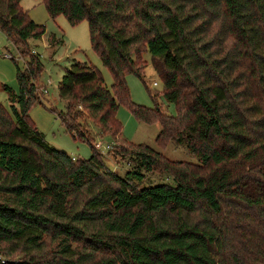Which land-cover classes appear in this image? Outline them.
Instances as JSON below:
<instances>
[{
  "label": "trees",
  "instance_id": "obj_1",
  "mask_svg": "<svg viewBox=\"0 0 264 264\" xmlns=\"http://www.w3.org/2000/svg\"><path fill=\"white\" fill-rule=\"evenodd\" d=\"M42 2L51 18L86 21L112 84L84 62L62 75L66 105L56 115L91 149L74 159L28 117L41 99V63L22 51L19 90L9 93V109L0 103V263L264 264V0ZM0 31L18 47L45 30L20 0H0ZM146 51L175 115L158 93H150L152 107L130 99L125 77L145 83ZM120 104L137 121L159 124L157 146L173 141L195 162L119 137ZM94 135L114 138L105 156L126 159L123 176L107 167ZM148 173L173 183L140 186Z\"/></svg>",
  "mask_w": 264,
  "mask_h": 264
},
{
  "label": "rangeland",
  "instance_id": "obj_2",
  "mask_svg": "<svg viewBox=\"0 0 264 264\" xmlns=\"http://www.w3.org/2000/svg\"><path fill=\"white\" fill-rule=\"evenodd\" d=\"M20 6L30 19L43 25L45 31L40 38L29 39L26 46L18 47L0 31V103L9 109V93H17L19 90L16 70L17 68L24 70L27 60L22 51L30 55L35 53L41 63L38 77L34 80L41 102H36L30 107L28 117L36 129L42 133L48 145L64 150L74 159H86L91 155L90 146L84 141L72 138L56 115V112L65 111L66 105L65 101L58 96L57 87L65 70L73 62H84L93 67L101 75L104 85L108 89L112 84L111 74L90 46L86 21L70 25L63 15L51 18L47 14L42 0H20ZM51 35L58 39V43H48ZM6 53H9L12 58L5 57ZM141 58L145 62L142 75L145 83L132 73L126 74L125 77L130 99L142 106L152 107L153 100L150 93H158L156 100L162 109L169 115H175L174 104L166 102L160 95L162 83L155 75L148 51L142 53ZM154 82L155 84H153ZM116 118L122 125L119 137L126 141L146 144L170 160L195 162V159L190 157L182 145H177L173 141H169L164 147L155 144L154 138L160 130L158 123L146 124L137 121L128 108L121 104L116 110ZM91 129L96 132L95 126H92ZM93 132L91 133L94 134ZM94 139L93 144H101L99 150L104 154L107 167L123 176L130 167L126 159L118 161L119 158L113 159L105 156L108 150L105 147H112L115 144L114 138L111 135H94ZM159 182L173 183L169 175L148 173L139 185Z\"/></svg>",
  "mask_w": 264,
  "mask_h": 264
},
{
  "label": "built area",
  "instance_id": "obj_3",
  "mask_svg": "<svg viewBox=\"0 0 264 264\" xmlns=\"http://www.w3.org/2000/svg\"><path fill=\"white\" fill-rule=\"evenodd\" d=\"M4 56H5V57L12 58V56H11L9 53H6ZM153 84H155V82H154ZM95 146H96L97 148H101V144H100V143H96ZM105 149H109V146H106ZM0 262H1V263H4V260L1 259Z\"/></svg>",
  "mask_w": 264,
  "mask_h": 264
}]
</instances>
